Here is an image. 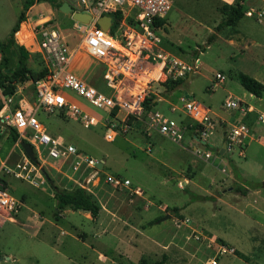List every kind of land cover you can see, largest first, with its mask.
I'll list each match as a JSON object with an SVG mask.
<instances>
[{"label":"rangeland","instance_id":"rangeland-1","mask_svg":"<svg viewBox=\"0 0 264 264\" xmlns=\"http://www.w3.org/2000/svg\"><path fill=\"white\" fill-rule=\"evenodd\" d=\"M23 1L0 0V40L10 30ZM57 1L58 5L74 4V0ZM261 3L264 0L255 4ZM48 14L46 9L32 10L26 19L28 27L35 18L43 21L41 17ZM46 19V24L58 31L68 52L78 46L81 36L71 28L69 15L61 12ZM221 19V3L217 0H172L162 24L153 29L160 41L156 47L150 52L142 50L138 56L124 50L115 52L121 69L111 94L126 99L141 94L147 99L162 95L164 89L167 94L178 90L168 88L180 79L172 80L164 74L156 78V54L167 53L187 64L189 72L195 70L191 81L182 84L174 95L176 106L181 104L177 96L185 92L209 107L211 115L216 112L221 117L236 112L223 108L227 96L252 103L256 99L243 93L246 91L235 75L241 71L264 84V22L241 17L236 24L214 31ZM20 28L18 39L23 41L27 26L23 23ZM124 30L133 32L130 41H139L136 33L140 29L126 16L118 31ZM211 34L213 38L207 42ZM118 40L123 45V39ZM193 51H200L196 54L199 64L193 62ZM74 54L72 70L80 71V78L107 92L101 77L110 59L93 57L81 49ZM27 66L14 91L32 102L33 77L44 69V63L38 55H31ZM216 72L223 75V81L212 88ZM68 93L81 111L79 116L62 109L38 111L36 117L48 134L74 146L82 158L95 159L100 167H86L83 162L77 165L79 159L74 157L49 159L42 155L32 163L9 129H0V186L20 203L17 211L0 208V264H208L211 260L215 264H264V189L259 184L264 179V144L256 141V134L253 140L245 141L243 157L235 153L231 158L225 156L222 171V165L213 158L214 148L209 149L214 160L196 157L189 133L184 138L186 144L183 139L172 142L149 127L150 113L124 117L119 111L113 115ZM160 106L157 108L166 117L177 120L166 104ZM83 114L92 120L86 123L81 119ZM123 118L129 125L126 131L121 127ZM111 125H116L118 135L106 141L103 135ZM255 125L264 126L259 122ZM229 160L243 174L242 181L234 176ZM105 174L128 179L129 185L112 186L103 181ZM78 184L85 186L99 204L98 215H83L81 210L67 208L55 221L52 185L70 188ZM136 186L140 194L133 193ZM239 187H244L243 194ZM172 208L178 209L177 214ZM165 214L169 217L162 219ZM192 230L202 237L194 240ZM233 249L248 261L234 255Z\"/></svg>","mask_w":264,"mask_h":264},{"label":"built area","instance_id":"built-area-1","mask_svg":"<svg viewBox=\"0 0 264 264\" xmlns=\"http://www.w3.org/2000/svg\"><path fill=\"white\" fill-rule=\"evenodd\" d=\"M217 1L233 5L236 0ZM238 3H241V1L238 0ZM171 5L172 0H74V4L70 5L74 11L87 13L90 16L87 23L71 19V28L79 32L81 36L76 48L99 59H110V63L101 77L104 86L108 89L107 92L84 82L69 70L71 55L60 40L58 31L51 25L44 26L47 20L37 21L33 26V30L38 34V49L44 63L45 73L32 82V102L28 100L23 102L22 100L21 103H17L12 100L13 93L11 95L3 94L0 87V129L4 128L3 123L6 124L8 129H12L17 134L19 141L22 140L30 144L34 156L38 159L41 155L49 159L74 157L79 159L76 162L77 165L83 162L86 167L94 168L97 164L95 159L91 157L82 158L81 155L76 153L74 146L65 144L58 137L48 134L36 117L38 111L48 113L62 109L76 113L79 116L81 111L68 93L71 92L83 98L93 108L106 111L109 114H112L113 109H115L114 114L123 111L124 117L136 114V112L150 113L147 116L150 128L172 142L181 141L184 136L185 125L181 121L168 118L156 110L151 111V109L144 108L141 105L144 100L141 94H133L130 99H126L119 94H111L118 84V74L121 69L120 63L117 62L118 58L114 55L115 52L124 50V52L129 51V53L138 56L141 55L142 50L150 52L153 46L156 47L160 41L153 33V29L156 28L153 20L155 18L163 19L170 10ZM115 13H119V17L114 15ZM242 15L258 23L264 22V3L247 4ZM101 16L110 18L108 31H104L96 25V20ZM125 16L131 18L133 23L140 29L141 32L136 33L139 41H130L133 35L130 30L118 31ZM114 22L117 23L114 25ZM119 37L123 39V45L118 40ZM167 55V53L156 54L159 60L156 63L158 74L169 76L172 80L182 79L184 74L187 71L189 72V66ZM222 81L223 75L216 73L211 87H215ZM178 101L181 103V109L190 120L189 126L195 125L192 153L196 157L205 160L210 159L212 154L209 149L212 148H214L215 155L221 157H231L234 153L243 157L244 141L249 135V127L244 122L235 120L228 125H222L219 118L210 116L206 108L195 102L192 97L186 94L180 95ZM222 106L226 110H234L239 114L245 111L240 100L232 97H226L222 102ZM173 110L174 107L171 106L170 111ZM81 119H84L86 123L92 120L86 114L81 115ZM258 120L264 124V115H259ZM111 126L103 135L106 141H111L118 135L115 129L116 125ZM121 127L122 131H126L129 127L124 118ZM216 128L221 129V141L224 145L222 153L218 151L220 145L213 147L210 141ZM222 171H224V166H222ZM103 181L118 187L129 185L128 179L119 176L105 174ZM78 186L86 189L85 186L80 184ZM133 193L140 194V190L133 189ZM19 205L20 203L10 196L5 188L0 186V208L17 211ZM191 232L194 233V240L202 237L200 233L194 230ZM219 250L224 251L221 246ZM208 264H215V261L211 260Z\"/></svg>","mask_w":264,"mask_h":264},{"label":"trees","instance_id":"trees-1","mask_svg":"<svg viewBox=\"0 0 264 264\" xmlns=\"http://www.w3.org/2000/svg\"><path fill=\"white\" fill-rule=\"evenodd\" d=\"M36 1H46L54 5H58L57 0H24L21 6V10L17 15L14 23L12 24L10 30L4 39L0 40V87L2 88L3 94L11 95L15 89V82L19 80L22 75L28 71L27 61H28V52L19 45H16L13 42V34L17 31L19 23L25 19L26 10ZM241 3H238V0L235 1L233 5L221 3V12L223 14V19H221L214 27V31H219L222 27L232 26L237 23V21L243 17V10L246 8L247 4H255L258 0L254 2H249L248 0H240ZM119 17V13H115ZM161 18H155L153 20L154 26H159L162 24ZM117 22H114V25ZM213 38V35H209L208 41ZM204 48L201 47L202 51ZM200 51H193V55L196 58V54ZM45 69L40 70L33 77V81L38 77L44 75ZM237 82L240 86L249 94H252L255 97H261L264 93V84L256 80L255 78L249 76L248 74L238 71L235 75ZM183 83V80H177L171 82L169 90H174L180 87ZM154 96L150 98H145L143 100L144 108L147 110L152 106L151 100ZM112 114L115 113V109L111 111ZM185 125V128L189 131H194L195 125L189 126L188 122H181ZM9 134L13 139L17 138V134L9 129ZM229 165L233 170L231 161ZM3 188V187H2ZM52 198H53V219L56 221L61 217V212L64 209L71 210H82L87 211L91 216L95 217L98 215L100 207L99 204L95 201L93 196L84 188L80 186H73L70 188L57 187L52 185ZM238 190L243 194L244 188L239 187ZM174 214H177L178 209H171ZM151 224V223H149ZM225 246V244H223ZM234 255L241 258L244 261H248V258L237 250L232 251ZM161 264V263H159Z\"/></svg>","mask_w":264,"mask_h":264},{"label":"crops","instance_id":"crops-1","mask_svg":"<svg viewBox=\"0 0 264 264\" xmlns=\"http://www.w3.org/2000/svg\"><path fill=\"white\" fill-rule=\"evenodd\" d=\"M58 2V1H57ZM43 6V7H42ZM54 6H56V5H54V4H51V3H49V2H46V1H36V2H34L27 10H26V12H25V19L23 20V21H21L20 23H19V26H18V29H17V31L14 33V36H13V42L16 44V45H19V46H22L27 52H28V60L30 59V57H31V55H38L40 58H41V56H40V54H39V49H38V34L36 33V31H34L33 30V26H34V24L37 22V21H40V20H36V18L32 21V23H33V25H32V27L31 28H29L28 26H29V24H27L26 23V19H27V17L31 14V12H32V10H36L37 9V11H38V9L39 8H42V9H46V11L48 12L49 11V14L47 15V16H44L45 18H42L41 17V19H43V20H48V19H46V18H49V17H53L54 18V16L57 14V13H61L59 10H58V7H57V9L54 7ZM59 6V5H58ZM62 16H65V15H63L62 14ZM40 17V16H39ZM61 19L63 18V17H60ZM254 23H258V22H255V21H253ZM23 23H25L26 24V26H27V29H26V36H24L25 37V39L23 40V41H20L19 39H18V31L21 29L20 28V26L22 27V25H23ZM46 25H51V24H46ZM257 26H259V25H257ZM8 33V32H7ZM18 33V34H17ZM15 34H16V36H17V40L15 39ZM7 35V34H6ZM2 39H4V37L2 38ZM1 39V40H2ZM15 40V41H14ZM77 50H79L78 48H73V49H71L69 52H70V55H71V57H70V61H71V59H72V57L75 55L74 54V52L75 51H77ZM240 51H243L242 49L240 50ZM170 54V53H169ZM77 55H79V53H77ZM76 55V56H77ZM170 56H171V54H170ZM173 58H175L174 56H172ZM195 57V56H194ZM42 59V58H41ZM193 62H197L198 64H199V60H198V58L196 57L195 58V61H193ZM68 68H69V70H71L74 74H76L77 76H78V78H80V74L78 73V72H80V71H78L77 69H75L74 68V70H77V71H73L72 70V68H71V66H70V63H69V66H68ZM86 68V67H85ZM195 71V70H194ZM194 71H192V72H188V74H187V76H186V78L183 80V83L182 84H185V85H187L190 81H191V78H192V73L194 72ZM81 73V72H80ZM216 73H218V72H216ZM215 73V74H216ZM214 74V75H215ZM159 74L157 75V77L156 78H159ZM80 79H82L83 81H84V79L83 78H80ZM84 82H86V81H84ZM87 83V82H86ZM90 84V83H89ZM92 85H94V84H92ZM94 86H96L97 87V85H94ZM242 88V87H241ZM107 89V88H106ZM176 89H178V90H175V91H173V90H169V91H173V93L172 94H167L165 91H167V89H164V91H162V95H158V94H156V96H154V98L151 100V103H153L152 104V106H150L149 108L151 109V111L152 110H156V111H159L160 113H162L157 107H161L160 106V103H164V104H166L167 106H168V109H169V112H173V113H175L176 114V116H177V120L176 121H181V122H188V123H190V120H189V118L187 117V115L184 113V111L181 109V106H176L177 104H174L173 103V99H174V95L176 94V92L177 91H179L180 89H181V86L180 87H178V88H176ZM211 90H212V88H210ZM107 91H108V89H107ZM17 90H15L14 92H13V95H12V100L13 101H16L17 103L18 102H20L21 103V101L23 100V102H24V100H26L25 99V97L19 92L18 94H17ZM243 93H245L246 95H247V97L248 98H250V99H256V100H254L252 103H249V102H247L246 100L245 101H242V100H240V99H238V100H240V102L242 103V105H243V107H244V109H245V111H244V113H241V114H239L238 112H234L233 114L231 113L230 114V117H221L218 113H216V112H212L213 113V115H211V113H210V110H209V107H207V106H205V105H203L202 103H200L202 106H204L205 108H206V110L208 111V114L210 115V116H213V117H217V118H219L220 120H221V124L223 125V124H226V125H228L229 123H231V122H234L235 120L234 119H237V120H239V121H242V122H244L243 121V119H245V120H252V123H251V121H250V123H249V125L246 123V122H244L248 127H249V135H248V138H246V140L245 141H247V140H253V134H256L257 135V142H262V144H264V126H262V127H260V126H257V125H255L256 123H261L259 120H258V116L259 115H264V94L262 93V95H261V97H255V96H253L252 94H249V93H246V92H244L243 91ZM185 94H186V92H185ZM186 95H188V96H190V97H192L191 95H189V94H186ZM20 97H22V100H20ZM180 97V95H178L177 96V100H178V98ZM227 97H229V96H227ZM195 102H196V100H194ZM171 106H173L174 107V110L173 111H170V108H171ZM163 114V113H162ZM227 122H229V123H227ZM264 125V124H263ZM186 133H189V135L190 136H187L188 137V139L189 140H191L192 142H193V136H194V134H195V132L194 131H189V130H187L186 128H185V131H184V136H183V142L186 144V140H184V138H185V135H186ZM255 138V139H256ZM210 141H211V144L213 145V147H216V146H218V145H220V148H218V151H220V149H221V146H222V141H221V129L220 128H217V129H215V132H214V134L211 136V138H210ZM244 141V142H245ZM193 144H194V142H193ZM246 142L244 143V149H245V147H246ZM180 147H184L183 145H179ZM193 146V145H192ZM244 149H243V156H244ZM238 157H240V156H238ZM216 161H217V163L218 164H221L222 166H225V164H226V159H225V156H218V155H214V157H213ZM212 157H211V159H213ZM231 158V157H230ZM213 159V160H214ZM232 160V159H231ZM231 160H229V161H231ZM0 163H1V161H0ZM230 162H228V164H229ZM231 164H232V166H233V170H232V172L234 173V176L236 177V178H238V179H240L241 181H242V178L240 177V176H243V174L242 173H240L239 171H237L238 169H236V167H235V165H233V163H232V161H231ZM229 167L231 168V166L229 165ZM262 181H264V179H262ZM261 181V182H262ZM244 182V181H243ZM261 182L259 183L260 184V187L261 188H263L264 189V187L261 185ZM258 185V184H257ZM257 185H252L251 187H257ZM244 188V187H243ZM135 189H138V190H140V192H142L141 191V189L138 187V186H136V188ZM180 209V208H179ZM82 211V210H81ZM83 212V215H85V214H89L87 211H82ZM90 215V214H89ZM61 216H62V212H61ZM61 218V217H60ZM193 231V230H192ZM194 231H196V230H194ZM197 232V231H196ZM199 233V232H198ZM201 234V233H200ZM153 239V238H152ZM153 241H155L154 239H153ZM225 244V247H229V246H231L230 244H228V243H224ZM233 250H235V249H233Z\"/></svg>","mask_w":264,"mask_h":264},{"label":"water","instance_id":"water-1","mask_svg":"<svg viewBox=\"0 0 264 264\" xmlns=\"http://www.w3.org/2000/svg\"><path fill=\"white\" fill-rule=\"evenodd\" d=\"M58 10L61 11L62 13H65L71 17L73 20H77L83 23H87L90 16L87 13H82L79 11H74L70 4L67 2H61L58 6ZM96 25L101 28L104 31H108L109 25H110V18L108 16H101L96 20ZM3 127L7 128V125L3 123ZM19 146L21 147L23 153L25 156L32 162H36V157L34 156L32 147L30 146L29 143L25 141H18ZM224 145H222L219 153H222ZM97 167H100V164H97ZM261 185L264 187V181L261 182ZM169 217V214H165L162 219H165Z\"/></svg>","mask_w":264,"mask_h":264}]
</instances>
